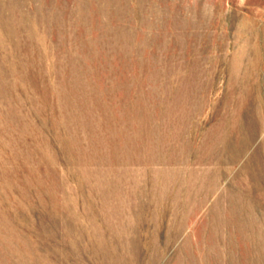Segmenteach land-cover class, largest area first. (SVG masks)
<instances>
[{
  "label": "rangeland",
  "instance_id": "rangeland-1",
  "mask_svg": "<svg viewBox=\"0 0 264 264\" xmlns=\"http://www.w3.org/2000/svg\"><path fill=\"white\" fill-rule=\"evenodd\" d=\"M0 264H264V0H0Z\"/></svg>",
  "mask_w": 264,
  "mask_h": 264
}]
</instances>
